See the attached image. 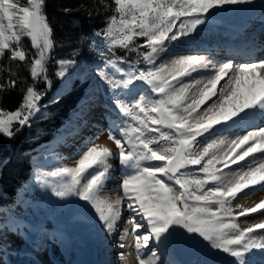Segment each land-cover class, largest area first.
Masks as SVG:
<instances>
[{
  "label": "snow or ice",
  "instance_id": "obj_1",
  "mask_svg": "<svg viewBox=\"0 0 264 264\" xmlns=\"http://www.w3.org/2000/svg\"><path fill=\"white\" fill-rule=\"evenodd\" d=\"M101 2L112 14L94 34L103 43L95 45L103 58L94 73L99 83L84 97L77 116L87 123L98 106L116 111L119 122L110 126L108 138L124 170L122 195H102L117 153L91 141L75 166H56L37 176V182L61 200L84 202L80 212L105 239L119 231L123 241L131 232L137 264H167L163 257L170 247L220 252L231 258L230 264H264V257L253 255L264 253V235L254 234L264 230V222L243 228L237 222L264 210V200L248 208L237 204L238 212L233 207L241 193L264 189V60L214 63L201 54L161 60L173 42L196 33L214 10L253 0ZM45 3L0 0V134L8 138L30 127L40 111L44 93L35 82L52 83L48 63L56 42ZM25 38L35 50L31 58ZM117 49L139 58L129 61ZM5 60L25 65L34 82L14 111L6 110L3 96L17 87L18 74ZM56 63L55 75L67 85L78 62ZM102 95L107 96L103 105ZM233 129L242 134L220 135ZM125 211L130 213L126 219Z\"/></svg>",
  "mask_w": 264,
  "mask_h": 264
},
{
  "label": "bare ground",
  "instance_id": "obj_2",
  "mask_svg": "<svg viewBox=\"0 0 264 264\" xmlns=\"http://www.w3.org/2000/svg\"><path fill=\"white\" fill-rule=\"evenodd\" d=\"M214 12L215 14L211 15L206 21V24L201 26L196 33H193L190 37L181 38L179 42H173V45L169 46V52L163 54L161 56V60L169 61L175 56L189 54L206 55L208 56L209 60H212L214 63H219L228 59H234L237 62L246 61L249 59L264 60V0H253L252 4L225 6L223 9L214 10ZM95 42V44L99 43L100 45H103L102 37L100 39L97 38ZM127 66V64L122 65V67L125 68ZM91 68L85 67L83 64H77L76 68L70 71H74L75 73L72 77L76 75L86 76L94 71L95 68ZM94 86L95 85H90L85 87V93H94ZM85 96L81 98V102ZM105 101H107V96L102 95L101 104L103 105ZM104 107L105 106H98L95 108L94 113L98 112V110L100 109V113L98 114L99 117L98 119H96V121L91 119L89 115L87 116V123H84L83 120L77 117V127L73 130V133H82V135L81 137H78L79 139L76 142H74L76 143V145L73 144V146L67 148L64 151L65 156L69 158L79 156L82 151H84L91 145L89 141H91V143L93 144L107 146L108 148L112 147L113 145L114 148H116L115 143H113V141L109 139L107 137L108 135L106 136L105 133L109 134V132L113 131L110 126L114 122H119L117 113L112 108H109L110 106L106 108ZM106 118H113V120H111V122L109 121V123ZM104 124L105 126H107L100 129L101 125ZM236 134H242V130L233 129L232 133L224 132L220 135L233 136ZM97 137L99 138L97 139ZM115 153L118 154L117 149H115ZM235 167L236 166H233V168ZM123 172L124 170L122 166L120 169L115 167L113 170H111V177L106 182L102 195H106L112 199H115L117 196L122 195V190L119 187L120 185H118L119 191L114 192V189L116 188L114 184L121 181L120 179L123 178ZM261 200H264V189L253 191L250 194L241 193L237 197V199L233 201V207L235 211L238 212L241 209L236 208L237 204L242 206V208H248L255 206V204L259 203ZM124 215H130V213L128 211H125ZM87 221H83L80 224H77L75 222L70 224L67 227H70V229H68L66 233L65 231H63L62 227H59L60 229H55L51 232L47 231L48 233L46 232L43 234H39V232L38 239L40 238L42 242H54L52 243L54 244L53 246L50 245L51 251H53V248L56 247V241L58 240V243L61 245L63 250L68 252L70 261L65 262V264H137V261L135 262V259L132 256L133 253L130 254V250L128 253H124L125 255L123 258L117 255L118 250L122 249L118 246L119 243H114V239H117L116 236L120 234L119 231V233L117 232L112 237L105 239L104 234L100 230H98V227V235L92 234V230H94L96 226H93V228L86 227L85 229L83 226L85 224L88 226ZM237 222L241 225L242 228L247 227L251 224L264 222V210H258L257 213L239 217ZM122 227H129L130 232V225H123L122 222ZM61 231H63L65 235L63 233H59ZM254 234L258 236L264 235V230H257ZM97 236H99V238ZM96 239H100V242L96 241ZM126 240L127 237L123 241L119 240V242L125 243L127 245ZM129 240H131L129 241L132 247L131 250H133L135 253L133 247L134 238L129 237ZM77 245L82 247V252H76ZM34 248L35 250L41 249L38 248V245H34ZM74 248L76 253L75 257L79 255L78 260H73L72 257H70L72 256L71 252L74 251ZM28 250L29 249H26L25 251L18 250L19 253H17V256L19 257V259L17 258L18 261L16 263L8 262L7 258L2 257V260L0 259V264H43L37 259L38 256L35 254V252V255H33L32 252ZM3 254H7V252ZM253 255L257 260H259L261 257H264V253L260 252L259 250L254 252ZM163 259H169L174 264H184L176 257L173 247L169 248V252L167 250L166 255L163 257ZM208 259L212 260L211 257L207 256L204 252L190 264H207ZM12 260L14 261L13 257Z\"/></svg>",
  "mask_w": 264,
  "mask_h": 264
},
{
  "label": "trees",
  "instance_id": "obj_3",
  "mask_svg": "<svg viewBox=\"0 0 264 264\" xmlns=\"http://www.w3.org/2000/svg\"><path fill=\"white\" fill-rule=\"evenodd\" d=\"M26 3V0H22ZM111 4V0H105ZM67 9L68 11H65ZM45 13L54 30L55 48L48 63V77L51 86L43 81L35 82L44 95L39 101L40 111L31 121V126H24L13 137L0 134V207H13L19 197L33 196L34 182L38 172V164L47 158L52 140L70 127L77 109V100L82 94L84 82L74 83L65 93L49 99V92L58 86L56 61L59 59L94 58L95 53L90 47V36L106 26V17L112 12L105 10L101 0H46ZM142 43V40L138 41ZM24 45L29 49V58L34 55L28 38ZM116 54L135 61L136 53L117 49ZM4 63L17 72L18 85L8 90L3 96L6 110H16L21 102L23 91L33 84L28 68L20 62ZM20 65V66H16ZM144 67L143 64H140ZM5 78L6 73L4 74ZM14 127H19L15 125ZM61 166V165H57ZM56 167V166H54ZM30 213V212H29ZM28 216V213H25Z\"/></svg>",
  "mask_w": 264,
  "mask_h": 264
},
{
  "label": "rangeland",
  "instance_id": "obj_4",
  "mask_svg": "<svg viewBox=\"0 0 264 264\" xmlns=\"http://www.w3.org/2000/svg\"><path fill=\"white\" fill-rule=\"evenodd\" d=\"M94 34H95V32H92L91 36H90V47L92 48V50L95 53H97L96 54L97 57L96 58L94 57L93 59L92 58H90V59H87V58L74 59L78 62L77 64H83L85 67H89V68L94 67L95 68L94 71L92 73H90L89 75H86V76L85 75H76V76L72 77L71 81L67 85H65V83L61 80V78L58 77V86H56L54 89H52L49 92V99L56 98L57 96L65 93L66 90L71 85H74V83L85 82L86 83L85 87L90 86V85H96L97 83H99V81L95 78L94 73L97 70V67L102 65V59L103 58H101V56H100V48L95 46L96 45L95 40L97 39V37H95ZM101 47H103V45H101ZM105 51H106V49H105ZM129 61H133V60H129ZM138 67H141V66L138 65ZM58 70H59V65L57 64L56 65V72ZM137 85H141L140 82H137ZM85 87L83 89L82 96L87 95L85 93V91H86ZM80 100H81V98H80ZM80 100H79V102H81ZM79 102H78V110H79V106H80ZM104 108H106V107H104ZM109 108H111V107H109ZM99 110H98V112L95 113V115L94 114L92 115L94 117L93 120H95V121L99 117V115H98L100 113ZM74 117L76 119L71 122L70 127H68L67 130H64L63 134L55 137L52 140V143H51L52 146L48 151V155H50V160H48L49 158H47L45 160L40 161L38 164L37 169H38V172L40 174L42 172L52 170L54 168V166H57V165L75 166L76 161L79 159V156H80V154H82L83 151L79 154V156L74 157V158H69V157L65 156V154H64V151L67 148L73 146V144L76 145V143H74V142H76L79 139L78 137L79 136L81 137V135H82V133H80V134L73 133V130L77 127V117H78L77 113L74 114ZM106 120H108V122L109 121L111 122V120H113V118H106ZM106 126H105V124L101 125L100 129H102L103 127H106ZM105 134H106V136L107 135L109 136L108 133H105ZM98 138L99 137H97V139ZM109 148L113 152H115V149H117V148H114L113 145H112V147H109ZM115 159H116V162H115ZM115 159H112L110 161V163L113 165L111 170H113L115 167H117L119 169L121 168V165L119 164V161H118V154H117V158H115ZM120 180H122V178ZM120 182L121 181L114 184L116 186V188L114 189V192L119 191L118 185H120ZM34 183H35L34 186H32V188H33L32 190L34 191L33 196L27 197V198L25 196H23V197L20 196L17 203L13 207L8 208V209L7 208H3V209L1 208V210H0V259L2 260V257L7 258L8 262L16 263L19 259V257L17 256V253H19L18 250H21V251L24 250L25 251L26 249H29L33 255L36 254L38 256L37 259L39 261H41L43 264H46V263L53 264L54 262L57 264H60V263L65 264V262L70 261V259L68 257V252L63 250L61 245L58 243V240L56 241V247H55L56 249L53 248L54 250L51 251V246L54 245V244H52L54 242L45 241L46 242L45 243V242H42L40 238L38 239V237H39V234L46 233L47 231L51 232V231H54L55 229L58 230V229H60L59 227H62L63 231H65V233H66V231H68V229H70V227L67 228L70 224H72L74 222L77 224H80L83 221L86 222L87 219L84 217V215L82 213H80V210L78 207V206H82L84 202L77 201L76 198H69L67 200H61L60 198L55 197L52 194L50 187H41V185L37 182V179L35 180ZM105 193H106V191H105ZM121 194H122V192H121ZM25 213H28V216ZM128 216L129 215H124L125 219ZM87 224H88V226L86 224L83 226L85 229H86V227L93 228V226H94L91 224L90 221H87ZM123 225H125V224L123 223ZM72 226H71V228H72ZM80 226H82V225H80ZM98 230H97V226H96L94 228V230H92V234L98 235ZM63 231H61L59 233L64 234ZM92 234H88V235H92ZM64 235H62V236H64ZM128 236L130 238H133V236L131 234H129ZM128 236H127L126 242H127V246H129V247H125L123 249L118 250L117 255L120 257V255H119L120 253H122V252L128 253L130 250V254L133 253L132 256L136 262L135 253L133 250H131L132 247H131V244L129 242L131 240H129ZM97 237L99 238V236H97ZM116 237H117V239H114V243L118 244V243H120L119 242L120 239L118 240V238L120 237V234H118V236H116ZM96 241L100 242V239L99 240L96 239ZM34 245L35 246L38 245V248H41V249L35 250ZM39 245H41V246H39ZM77 246H79V245H77ZM77 246H76V248H77L76 252L80 253V251L83 249L81 246H79V247H77ZM39 251H42L44 253L39 252ZM5 252H7V254H3ZM34 252H35V254H34ZM168 252H169V249H168ZM75 254L76 253H75V248H74V251L71 252L72 256H70V257H72L73 260H78L79 255H77V257H75L76 256ZM206 255L210 256L212 259V260L208 259L207 264H214V263L215 264H230L231 258L228 257L226 254H223L220 252H213L211 255H208L207 253H206ZM12 257L14 258V261L12 260ZM80 260H82V259H80ZM165 260H166L167 264H171V263L174 264L169 259H165ZM213 260H214V263H213ZM116 261H117V259H116ZM4 263H6V262H4Z\"/></svg>",
  "mask_w": 264,
  "mask_h": 264
},
{
  "label": "water",
  "instance_id": "obj_5",
  "mask_svg": "<svg viewBox=\"0 0 264 264\" xmlns=\"http://www.w3.org/2000/svg\"><path fill=\"white\" fill-rule=\"evenodd\" d=\"M177 258L184 264H190L197 257L202 254V251L198 248L189 247H173Z\"/></svg>",
  "mask_w": 264,
  "mask_h": 264
}]
</instances>
